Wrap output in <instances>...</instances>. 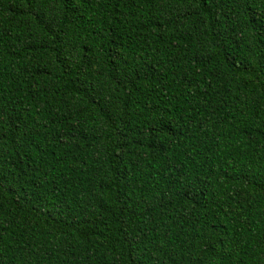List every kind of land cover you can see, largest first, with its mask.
<instances>
[{"label": "trees", "instance_id": "1", "mask_svg": "<svg viewBox=\"0 0 264 264\" xmlns=\"http://www.w3.org/2000/svg\"><path fill=\"white\" fill-rule=\"evenodd\" d=\"M0 264H264V0H0Z\"/></svg>", "mask_w": 264, "mask_h": 264}]
</instances>
